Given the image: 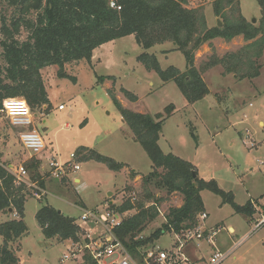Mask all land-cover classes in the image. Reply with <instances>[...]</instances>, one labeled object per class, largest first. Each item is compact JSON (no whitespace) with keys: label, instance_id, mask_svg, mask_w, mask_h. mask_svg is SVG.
<instances>
[{"label":"rangeland","instance_id":"374dc122","mask_svg":"<svg viewBox=\"0 0 264 264\" xmlns=\"http://www.w3.org/2000/svg\"><path fill=\"white\" fill-rule=\"evenodd\" d=\"M215 1L190 0L188 7H203L213 26L218 17L214 13ZM0 5L2 15L9 19L14 9L5 0H0ZM241 9L248 20L255 17L256 23L260 21L262 10L256 0H242ZM28 35V31L22 29L18 38L25 40ZM2 39L0 29V55ZM212 42L215 50L205 43L196 52L195 66L201 70L210 91L196 103L188 102L174 81L163 82L157 72L147 70L137 60L143 49L133 35L116 39L105 47V52L112 55L109 64H98L93 69L89 68L85 60L68 63L66 70L70 75L74 76L81 70L78 83L68 78H59L57 65L44 68L42 75L46 86H50L52 109L49 113L34 112V124L45 140L48 151L45 157L51 155L62 165L76 162L80 166L75 173L56 179L47 170H43L44 163L47 168V161L43 160L39 171L44 177V186L30 182V171L26 163L33 157L21 144V130L13 126L9 118L1 116L0 161L15 173H18L21 165L28 171L24 177L29 185L27 191L30 192L24 218L28 233L15 245L22 264H93L90 259L83 260L80 255L63 260L71 243L44 236L36 219L42 204L49 203L64 214L75 217L77 223L82 211L87 208H104L107 202L121 205L133 197L135 204L144 202L150 205L154 201L147 198L143 184V177L152 170L153 163L141 144L134 141V135L124 124L109 89L125 102L126 107L137 112L154 115L165 113L166 108L172 106L174 111L165 119L159 140L162 150L192 162L201 178L215 179L220 188L231 192L235 202L240 205H245L250 199H262L264 54L257 61L260 75L241 79L235 73L224 75L222 64L205 70L203 66L212 54L223 57L240 50L249 42L243 36H237L231 41L215 38ZM173 48L175 45L166 42L153 46L148 52L156 54L162 68L173 65L186 71L183 53ZM102 75L114 76L115 80L106 79L99 83L98 78ZM123 88L136 94L138 100H129L122 92ZM60 105L64 107L59 108ZM81 146L91 147L128 165L120 173L94 159L73 158L71 155L76 154ZM132 170L138 173L136 177L132 176ZM77 177L81 183L75 182ZM148 189L155 197H163L164 200L159 204V215L142 232L145 235L161 228L169 209L181 206L184 201L183 194L179 192L169 194L154 185H149ZM201 196L209 214L207 223L212 227H222L216 237L217 248L224 252L233 248L225 264H264V209L260 203H257V213L251 218L235 212L231 203L223 202L222 197L211 190H203ZM80 200L84 204H78ZM135 213L137 209H131L125 218ZM17 217L14 209L9 213L2 212L0 223ZM257 223H261L259 227ZM230 225L235 228V233L229 230L232 235L227 230ZM173 240V234L167 231L155 240V244L169 248Z\"/></svg>","mask_w":264,"mask_h":264},{"label":"trees","instance_id":"16d2710c","mask_svg":"<svg viewBox=\"0 0 264 264\" xmlns=\"http://www.w3.org/2000/svg\"><path fill=\"white\" fill-rule=\"evenodd\" d=\"M14 9L8 19L2 15L0 5V29L2 53L0 55V108L7 98L23 97L33 112L49 113L52 103L44 82L42 70L48 66H58L59 78H68L74 83L77 78L66 70L68 63L90 61L96 48L110 41L134 35L137 44L143 49L137 60L149 71L158 73L163 82L174 81L190 103L202 100L210 91L201 70L195 66L196 52L215 38L231 41L243 36L249 43L236 52L223 57L215 53L203 66V70L222 64L224 75L235 73L241 79L260 75L257 61L264 54V0H256L262 10L258 23L248 20L242 13V0H216L214 13L221 18L219 27L208 24L203 7H188L190 0H5ZM114 1L117 7H112ZM22 29L29 33L27 39L20 40ZM171 42L172 50H179L186 60V71L176 66L161 67L155 53L148 49L155 45ZM114 76H100L99 83ZM131 101H137L133 92L122 89ZM126 127L132 131L134 141L141 144L151 159L152 170L143 177L147 198L154 200L150 205L144 202L133 203L127 199L117 206L120 212L137 209V213L126 217L117 228V235L132 247L133 239L142 233L147 225L159 215V204L163 197H155L148 189L154 185L169 194L179 192L184 201L179 207H171L161 228L142 241H155L171 228L180 230L197 222L199 213L205 211L201 192L205 189L220 195L225 203H231L235 212L249 217L257 213L260 200H249L245 205L235 202L233 194L220 188L215 179L206 180L198 174L196 166L172 152H164L160 146L163 124L173 113L168 106L165 113L137 112L122 104L116 93L109 89ZM45 106V108H44ZM0 113V118H1ZM78 160L94 159L120 171L127 166L91 147L81 146L76 154ZM41 160L33 157L26 167L30 171V182L45 185L39 171ZM195 173V175H194ZM133 177L138 173L131 171ZM29 185L20 180L17 174L0 161V213L13 208L17 218L0 223V264H19L15 245L28 233L25 221V205ZM264 199V195L261 196ZM77 203L84 204L83 201ZM115 205V204H112ZM264 209V202L259 204ZM36 219L47 239L61 241L79 240L81 230L76 218L64 214L49 203L42 204ZM137 243V242H136ZM20 246V245H19ZM19 248V247H18ZM86 259L88 257L86 256Z\"/></svg>","mask_w":264,"mask_h":264},{"label":"built area","instance_id":"2783aa9c","mask_svg":"<svg viewBox=\"0 0 264 264\" xmlns=\"http://www.w3.org/2000/svg\"><path fill=\"white\" fill-rule=\"evenodd\" d=\"M111 6L121 8L114 1L111 2ZM63 107V105L59 106V108ZM0 113L21 130L19 137L25 150H28L32 157L41 160V164L44 163L43 160L47 161V168L45 163L42 167L51 177L64 178L80 169L76 162L62 165L51 156L45 157L47 150L45 140L34 124L35 114L25 98L5 99ZM71 156L77 158L75 154ZM16 174L20 180H24L28 174L27 168L21 165ZM112 204L107 202L104 208H87L82 211L77 221L82 234L77 241L68 240L71 246L69 252L63 256V260L80 255L83 260L87 256L93 264H225L233 249L224 252L217 248L216 237L222 227L208 226L209 216L206 211L199 213L197 222L193 225L180 230L171 228L169 232L173 234L174 240L169 248H162L155 244V241L142 243L150 236L143 233L134 237L135 245L129 248L117 235L116 230L122 225L125 214L131 210L120 212L117 209L119 205ZM158 210L161 212L160 207ZM260 224L257 223V227ZM227 230L230 233L229 228Z\"/></svg>","mask_w":264,"mask_h":264},{"label":"crops","instance_id":"0c3cea01","mask_svg":"<svg viewBox=\"0 0 264 264\" xmlns=\"http://www.w3.org/2000/svg\"><path fill=\"white\" fill-rule=\"evenodd\" d=\"M207 20H208V24L210 25V16L207 14ZM215 20H216V17L214 18ZM211 26V25H210ZM134 36V35H133ZM115 42V40H113V41H110V42H108V43H105V44H103V45H101L100 47H98V48H96L95 50H94V52H93V56H92V59L90 60V61H86L85 60V62H87V64L89 65V68H95L98 64H103V63H110L111 61H110V58H111V54H107V52H105V47L106 46H109L110 44H112V43H114ZM80 61H82V60H80ZM83 62V61H82ZM84 69H82V71H83ZM79 71H81V70H79ZM78 71V73H75L76 75H74L75 77H77V83H78V81H79V72ZM108 76V75H107ZM47 87V91H48V94H49V99H50V101H51V103H52V98H51V95H50V92H49V87L50 86H46ZM121 102H122V104L125 106V102H123L121 99H119ZM48 151L46 150V152L45 153H47ZM51 156V155H50ZM127 164V163H126ZM128 165V164H127ZM10 166H12V165H10ZM125 168V167H124ZM124 168L122 169V170H120V173L121 172H123V170H124ZM119 172V171H118ZM76 181H79V183H81V179L79 178V177H77V178H75V182ZM264 194H261L260 195V197L261 196H263ZM250 200H252V201H255L256 200V198H254V199H250ZM261 201H263L264 202V199L262 198L261 200H260V203H261ZM262 202V203H263ZM258 208V207H257ZM206 211V210H205ZM207 212V211H206ZM208 216H209V214H208ZM255 216V215H254ZM208 224V223H207ZM208 226H210L209 224H208ZM229 227V230L230 231H232L233 230V232L235 233V228H234V226L233 225H230V226H228ZM229 233V232H228ZM229 234H233V233H229ZM55 239V238H54ZM231 249H229L228 251H230ZM18 251V250H17ZM225 252H227V251H225ZM20 264H22L21 263V260H20Z\"/></svg>","mask_w":264,"mask_h":264},{"label":"water","instance_id":"95a60500","mask_svg":"<svg viewBox=\"0 0 264 264\" xmlns=\"http://www.w3.org/2000/svg\"><path fill=\"white\" fill-rule=\"evenodd\" d=\"M252 21H253V23H256V18L253 17ZM216 22H217V25H218L219 27H221V26L223 25L222 20H221L220 18H218V17H217ZM194 175H195V173H194ZM110 195H112V193H110ZM12 211H13V209L10 208V209H9V212H12Z\"/></svg>","mask_w":264,"mask_h":264}]
</instances>
